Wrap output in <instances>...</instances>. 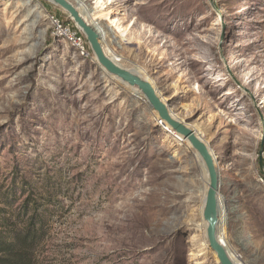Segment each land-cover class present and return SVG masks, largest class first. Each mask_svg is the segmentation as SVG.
<instances>
[{
    "label": "rangeland",
    "instance_id": "rangeland-1",
    "mask_svg": "<svg viewBox=\"0 0 264 264\" xmlns=\"http://www.w3.org/2000/svg\"><path fill=\"white\" fill-rule=\"evenodd\" d=\"M70 1L102 16L106 53L208 144L220 239L237 264H264V0ZM53 15L75 25L48 0H0V239L35 216L30 264H220L197 152Z\"/></svg>",
    "mask_w": 264,
    "mask_h": 264
},
{
    "label": "water",
    "instance_id": "water-1",
    "mask_svg": "<svg viewBox=\"0 0 264 264\" xmlns=\"http://www.w3.org/2000/svg\"><path fill=\"white\" fill-rule=\"evenodd\" d=\"M50 2L65 13L75 23L76 27L85 35L86 40L94 53L98 63L110 75L122 80L131 88H137L167 126L174 130L178 136L186 140L197 152L209 176V187L206 195L203 218L207 223L206 237L209 247L216 254L220 264H236L231 258L226 245L219 238L220 198L219 190L221 180L217 168L216 158L202 137L186 122L174 118L168 103L159 95L156 87L148 79L134 70L119 66L106 53L103 38L93 23H89L79 11V8L70 0H50Z\"/></svg>",
    "mask_w": 264,
    "mask_h": 264
},
{
    "label": "trees",
    "instance_id": "trees-1",
    "mask_svg": "<svg viewBox=\"0 0 264 264\" xmlns=\"http://www.w3.org/2000/svg\"><path fill=\"white\" fill-rule=\"evenodd\" d=\"M42 220H37L35 216L31 218V221L25 230L26 233L19 237H13L12 241H9L10 238L0 239V263L1 264H30V257L26 256L27 250L23 249L29 247L28 244L34 243L36 235L40 229L43 228ZM21 242L18 243L17 241ZM31 247V246H30ZM29 247V248H30ZM4 254V256H3Z\"/></svg>",
    "mask_w": 264,
    "mask_h": 264
},
{
    "label": "bare ground",
    "instance_id": "bare-ground-1",
    "mask_svg": "<svg viewBox=\"0 0 264 264\" xmlns=\"http://www.w3.org/2000/svg\"><path fill=\"white\" fill-rule=\"evenodd\" d=\"M48 1H50V0H48ZM103 2V1H102ZM101 1H98V4L100 5V4H103ZM79 11H80V13L82 14V16L84 17V19H86L89 23H93V26L95 27V28H97L98 29V31H99V33H100V35L102 36V38H103V41H104V39L106 38V36H107V32H105L104 31V29L100 26V24H99V22H97L99 19H101V17L102 16H97V15H92V11H91V9H89L88 8V6L87 5H85L83 2H80V4H79ZM103 15V14H102ZM106 16H108V15H106L105 14V16L104 17H106ZM115 23H117V22H115ZM118 29H119V31L121 32V34H122V36L125 34V32L126 31H123V30H121V28L120 27H118ZM110 58H112L119 66H121V67H123L120 63H119V61H120V59L119 58H116V57H110ZM124 68V67H123ZM104 71V70H103ZM137 72V71H136ZM142 76V75H141ZM144 76V75H143ZM116 78V77H115ZM119 82H121V83H123V81L122 80H120V79H118V78H116ZM116 80V81H117ZM124 84V83H123ZM126 84V83H125ZM127 85V84H126ZM133 89V91L135 92V93H137V94H140L141 92L137 89V88H132ZM134 93V94H135ZM137 97V96H136ZM173 116H174V118H176V119H178V120H180L178 117H176L174 114H173ZM168 134H170V135H172V136H175V137H178V134L174 131V130H171V129H168ZM179 138V137H178ZM186 141V140H185ZM187 142V141H186ZM188 143V142H187ZM188 145H189V147H191V145L188 143ZM208 175V174H207ZM208 178H209V176H208ZM208 187H209V181H208ZM206 195H207V193H206ZM204 205H205V203H204ZM222 211H223V208H222V204H221V202H220V216L222 215ZM204 219V218H203ZM227 223V219L225 218V216L222 218V219H220V223H219V228H218V232H219V238H220V231H219V229H220V225H225ZM205 230H207V223L205 222ZM205 232V231H204ZM194 234H198V233H194ZM203 236H205L206 237V234L205 233H203ZM206 239H207V237H206ZM190 240L191 241H194V242H196V241H199L200 240V235H192V237L190 238ZM221 240V239H220ZM208 243V242H207ZM230 254V253H229ZM231 256V255H230ZM235 257V259H233L232 257V259H233V261L237 264V262H241L242 261V257L240 256V255H238V254H235L234 255Z\"/></svg>",
    "mask_w": 264,
    "mask_h": 264
},
{
    "label": "built area",
    "instance_id": "built-area-1",
    "mask_svg": "<svg viewBox=\"0 0 264 264\" xmlns=\"http://www.w3.org/2000/svg\"><path fill=\"white\" fill-rule=\"evenodd\" d=\"M51 20L57 36L62 37L75 47L81 56L86 58L92 57V51L85 35L75 25L71 26L70 24H66L55 15L51 16Z\"/></svg>",
    "mask_w": 264,
    "mask_h": 264
}]
</instances>
